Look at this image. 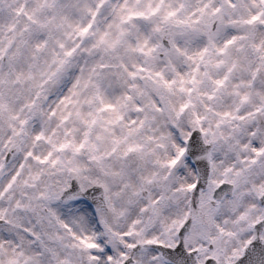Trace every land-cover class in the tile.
Listing matches in <instances>:
<instances>
[{
	"label": "snow or ice",
	"instance_id": "1",
	"mask_svg": "<svg viewBox=\"0 0 264 264\" xmlns=\"http://www.w3.org/2000/svg\"><path fill=\"white\" fill-rule=\"evenodd\" d=\"M0 264H264V0H0Z\"/></svg>",
	"mask_w": 264,
	"mask_h": 264
}]
</instances>
